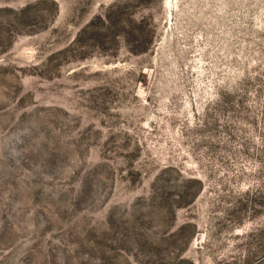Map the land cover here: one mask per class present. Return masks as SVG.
<instances>
[{
    "label": "rangeland",
    "instance_id": "374dc122",
    "mask_svg": "<svg viewBox=\"0 0 264 264\" xmlns=\"http://www.w3.org/2000/svg\"><path fill=\"white\" fill-rule=\"evenodd\" d=\"M0 264H264V0H0Z\"/></svg>",
    "mask_w": 264,
    "mask_h": 264
}]
</instances>
